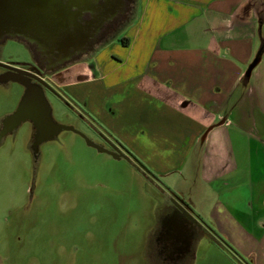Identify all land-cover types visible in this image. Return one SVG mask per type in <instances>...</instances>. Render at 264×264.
<instances>
[{
	"label": "crops",
	"instance_id": "crops-1",
	"mask_svg": "<svg viewBox=\"0 0 264 264\" xmlns=\"http://www.w3.org/2000/svg\"><path fill=\"white\" fill-rule=\"evenodd\" d=\"M136 12L45 80L181 197L197 237L264 264V52L245 75L264 42V0H137Z\"/></svg>",
	"mask_w": 264,
	"mask_h": 264
},
{
	"label": "rangeland",
	"instance_id": "rangeland-1",
	"mask_svg": "<svg viewBox=\"0 0 264 264\" xmlns=\"http://www.w3.org/2000/svg\"><path fill=\"white\" fill-rule=\"evenodd\" d=\"M1 59L22 65L31 58L25 47L8 44ZM23 93L19 84H0V120L15 112ZM45 98L55 124L111 150L66 98L49 91ZM34 138L26 121L0 141V264H182L167 256L159 230L165 208L180 196L147 165L130 151L133 161L99 153L70 131L36 152ZM197 238L183 264H250L215 236Z\"/></svg>",
	"mask_w": 264,
	"mask_h": 264
},
{
	"label": "water",
	"instance_id": "water-1",
	"mask_svg": "<svg viewBox=\"0 0 264 264\" xmlns=\"http://www.w3.org/2000/svg\"><path fill=\"white\" fill-rule=\"evenodd\" d=\"M78 3H84V0H0V38L6 35L21 36L39 46L47 56L58 51L63 53L64 57H68L71 47L84 46L94 32L89 27L86 34L79 30L75 36L72 35L71 23L76 22L81 16V12L77 9L79 8ZM87 3L90 4V0ZM106 3L108 5L106 18L112 17L122 6V0H107ZM75 8L77 11H74ZM258 62L259 58H255L245 73L247 77ZM17 73L23 75L14 74L9 79H2L0 76V82L5 80L25 87L17 109L6 118V122L12 123L9 130L25 121H30L34 125L33 148L35 152L40 144L65 130L78 134L88 147L99 153L107 154L115 160H129L130 155L117 147L112 146L111 150L106 149L72 127L55 124L51 119V109L43 91L34 89L29 84V79L37 80L43 87L53 92L52 88L30 73L24 71ZM173 202L177 209L184 210L176 201ZM184 211L192 218L190 212L186 209Z\"/></svg>",
	"mask_w": 264,
	"mask_h": 264
},
{
	"label": "flooded vegetation",
	"instance_id": "flooded-vegetation-1",
	"mask_svg": "<svg viewBox=\"0 0 264 264\" xmlns=\"http://www.w3.org/2000/svg\"><path fill=\"white\" fill-rule=\"evenodd\" d=\"M87 1L88 0H84V3H78L79 8L77 9L81 12V16L76 22H72L70 26L71 33L74 36L79 30L82 31L83 34H86L89 27L94 31L87 44L82 47H71L68 57H64L63 53L58 51H54L53 55L47 56L39 46L34 45L25 38L15 35H6L0 38V76L2 79H9L14 74H20L17 73L18 71H24L36 76L50 86L45 80L47 75L54 73L77 59L85 57L102 46L134 16L137 9V0H122V6L115 14L112 17L106 18V9L108 7L106 3L107 0H90V4H88ZM77 9L75 8L74 11H77ZM8 44L19 45L28 49L30 52V61L26 64L14 65L2 60V53ZM29 81V84L34 89H41L44 96L45 93L49 91L37 80L31 78ZM5 82L7 81H1L0 84H5ZM23 88L25 90V87ZM8 116L0 120V141L22 124L9 130L12 123L6 122ZM170 205L169 218L167 220L163 219L159 230H161V235L163 236V247L166 249L167 256L175 254L176 258L181 260L183 264L191 252L193 241L201 232V227L197 220L190 218L185 213L184 207L182 211L181 209H177L174 204Z\"/></svg>",
	"mask_w": 264,
	"mask_h": 264
},
{
	"label": "trees",
	"instance_id": "trees-1",
	"mask_svg": "<svg viewBox=\"0 0 264 264\" xmlns=\"http://www.w3.org/2000/svg\"><path fill=\"white\" fill-rule=\"evenodd\" d=\"M264 52V42L261 44V46H260V49H259V51H258V53H257V56H256V58H260V56L262 55V53ZM129 154V153H128ZM131 156V155H130ZM133 158V157H132Z\"/></svg>",
	"mask_w": 264,
	"mask_h": 264
}]
</instances>
